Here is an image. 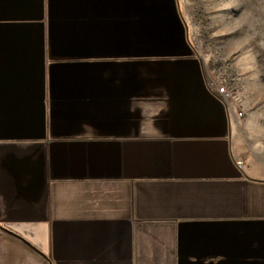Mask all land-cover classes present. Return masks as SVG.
I'll return each instance as SVG.
<instances>
[{
    "label": "crops",
    "instance_id": "obj_1",
    "mask_svg": "<svg viewBox=\"0 0 264 264\" xmlns=\"http://www.w3.org/2000/svg\"><path fill=\"white\" fill-rule=\"evenodd\" d=\"M193 46L178 0H0V264H264V127Z\"/></svg>",
    "mask_w": 264,
    "mask_h": 264
},
{
    "label": "rangeland",
    "instance_id": "obj_2",
    "mask_svg": "<svg viewBox=\"0 0 264 264\" xmlns=\"http://www.w3.org/2000/svg\"><path fill=\"white\" fill-rule=\"evenodd\" d=\"M206 83L264 127V0H178Z\"/></svg>",
    "mask_w": 264,
    "mask_h": 264
},
{
    "label": "built area",
    "instance_id": "obj_3",
    "mask_svg": "<svg viewBox=\"0 0 264 264\" xmlns=\"http://www.w3.org/2000/svg\"><path fill=\"white\" fill-rule=\"evenodd\" d=\"M208 85V84H207ZM220 99L222 100V98L220 97ZM238 165L240 166L241 165V163L240 162H238Z\"/></svg>",
    "mask_w": 264,
    "mask_h": 264
}]
</instances>
